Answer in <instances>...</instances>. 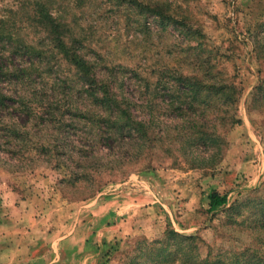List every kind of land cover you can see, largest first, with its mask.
Returning <instances> with one entry per match:
<instances>
[{"label": "rangeland", "instance_id": "rangeland-1", "mask_svg": "<svg viewBox=\"0 0 264 264\" xmlns=\"http://www.w3.org/2000/svg\"><path fill=\"white\" fill-rule=\"evenodd\" d=\"M55 1L54 7L75 20L72 35L82 41L88 58L103 75L125 83L123 92L138 107L147 94L141 78H156L158 98L166 101L171 74L181 70L198 72L204 84L234 81L243 94L238 105L218 102L219 115L202 116L220 126L221 152L171 144L178 133L175 123L162 126L147 142L125 135L120 142L105 139L101 145L95 138L97 119L68 112L87 104L85 92L74 84L61 94L42 73L37 77L43 85L39 96L55 94L51 108L59 104L65 117L62 125L48 129L49 115L41 119V110L32 103L29 111H14L13 120L0 125V248L11 242L33 244L32 236H37L43 238L34 245L38 264H63L53 249L47 251L54 242L46 240L67 235L75 223L82 248L79 259L68 264H155L148 253L173 230L201 239L193 249L201 259L220 255L228 260L231 253H245L240 259L251 256L253 264H261L264 234L250 230L252 221L232 225L221 209L209 213L208 196L216 191L227 195L230 205L257 191L261 194L253 199L264 196V0H139L199 26L206 36L205 52L188 51L189 43L174 27L163 30L155 17L128 11L116 0ZM31 6L30 0H0V19L29 40L38 35L26 17ZM2 62L19 63L13 58ZM67 69L64 64L62 71ZM4 88L15 90L7 82ZM233 116L241 124L231 126ZM169 117L163 114L160 120ZM89 231L90 251L85 248ZM190 250L184 245L178 258L183 260Z\"/></svg>", "mask_w": 264, "mask_h": 264}, {"label": "trees", "instance_id": "trees-1", "mask_svg": "<svg viewBox=\"0 0 264 264\" xmlns=\"http://www.w3.org/2000/svg\"><path fill=\"white\" fill-rule=\"evenodd\" d=\"M30 1H32L31 11L28 16L27 10L26 17L30 22L29 26L38 34L31 38L32 41L15 26L7 25L5 20L0 19V125L3 126L7 121L13 120L14 111L23 109L29 111L33 107L32 103L41 110L39 113L41 119L45 114L49 115L48 129L52 125H62V119L65 116L61 112V106L54 104L55 110L51 108L57 99L55 94L47 98H41L38 94L43 85L37 81V77L43 73L48 75L52 82L55 81L61 94L66 95V91L72 90L75 85H79L85 92L87 104L83 107L71 106L68 112L74 117L80 116L89 120V116H92L97 119L94 122L98 129L95 138L101 145L105 139L112 144L120 142L125 135L132 138L138 137L147 142L158 129H162V126L169 128L167 123H175L179 125L178 133L171 144L175 145L174 143L177 142L183 149L189 148L194 151L206 147L213 154L222 151L221 143L224 141L220 134V126L215 121L209 120L211 124L202 116L206 112L209 115H219L222 109L217 107L218 102L224 107L238 105L243 89L234 81L219 80L212 83L209 80L210 84H204L205 80L198 76V72L190 75L181 70L171 74V80L168 82L171 83V87L166 89L164 94L166 101H160L156 78L153 80L141 78L142 88L145 87L147 94L141 101L138 100L141 103L138 107L134 104L136 101L130 100L123 92L122 87L125 83L120 85L114 76L103 75L88 58L82 41L72 35V25L75 24V20L69 21L58 6L54 7L57 3L55 0ZM116 4L126 7L128 11H139L140 16L155 17L163 30L171 25L189 43L188 51L205 52L203 40L206 36L199 26L185 20H177L168 12H163L161 7L145 5L139 0H116ZM195 43L194 46L190 45ZM11 58L19 63L3 64L2 60ZM196 60H199L198 55ZM64 64L68 66L67 71H62ZM181 68L180 65L179 69ZM6 82L11 89L14 87L15 90L6 92L4 90ZM119 89L123 93L119 92ZM16 101L20 102V106L14 105ZM200 110H203L200 113L202 115L198 114ZM163 114H169L171 119L166 122L160 120ZM237 124H241V120L233 116L230 125ZM225 126L226 124L222 125V127ZM55 141L57 142L56 138ZM49 145L55 148V151L60 149L59 146ZM181 146L173 147L180 150ZM215 156L218 157V155ZM186 159L189 160L187 157ZM254 194L261 193L257 191ZM253 196L230 205L227 195L217 191L212 192L208 196V212L223 210L228 220L235 226H242L252 221L255 226L250 230L256 234H264V196L258 200L253 199ZM167 235L166 241L153 244L154 253H148L153 255L152 262L155 264H180L181 262L184 264H253L251 256L240 259L245 253L237 255L231 253L228 260H223L220 255L215 258L208 256L206 259H201L193 253V249L198 248V242H201L198 236H183L174 230L169 231ZM184 245H188L191 250L184 254L181 260L178 257L182 255ZM261 264H264V261Z\"/></svg>", "mask_w": 264, "mask_h": 264}, {"label": "crops", "instance_id": "crops-1", "mask_svg": "<svg viewBox=\"0 0 264 264\" xmlns=\"http://www.w3.org/2000/svg\"><path fill=\"white\" fill-rule=\"evenodd\" d=\"M92 230V229H91ZM78 236L77 231V224L74 223L73 228L70 229V232L67 233V235H54L49 237H54L53 239L49 238L46 241L48 243H52L50 248H48V252L50 249H53V253H57V261L63 264H68L72 260H78L79 259V247L80 244L78 241H76V238ZM47 238V237H44ZM88 238L90 239L85 248L87 250L92 249V231L88 232ZM32 243H26L24 242L22 244V241L19 242V244H12L9 243L8 246L0 248V264H19V263H30V264H38V254H33L36 250V247L34 246L35 243L41 244L43 241V238L32 236ZM38 241V242H37ZM12 244V245H11ZM47 247V246H45ZM82 248V247H80ZM90 259V254L88 255ZM56 260H54L55 262Z\"/></svg>", "mask_w": 264, "mask_h": 264}]
</instances>
